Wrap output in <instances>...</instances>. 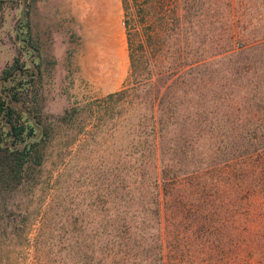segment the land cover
Returning <instances> with one entry per match:
<instances>
[{
	"label": "rangeland",
	"instance_id": "obj_1",
	"mask_svg": "<svg viewBox=\"0 0 264 264\" xmlns=\"http://www.w3.org/2000/svg\"><path fill=\"white\" fill-rule=\"evenodd\" d=\"M44 5L0 0V89L53 124L37 183L0 198V264H264V0H151L152 81L110 120L92 109L130 86L120 0Z\"/></svg>",
	"mask_w": 264,
	"mask_h": 264
},
{
	"label": "trees",
	"instance_id": "obj_2",
	"mask_svg": "<svg viewBox=\"0 0 264 264\" xmlns=\"http://www.w3.org/2000/svg\"><path fill=\"white\" fill-rule=\"evenodd\" d=\"M150 2L151 0H144L143 5L139 6L138 0H120L126 33L130 86L108 93L101 99H96L92 109L96 120L100 119L98 117L100 113L108 120L121 117L120 111L114 112L113 110L130 96V91L138 82L137 75L140 69L145 71V82L150 84L152 81L148 59L144 60V64H140L136 55L137 47L135 43L137 22H141L144 17L146 19L149 18ZM197 64L199 63L193 62L190 65ZM4 72H7L9 77L13 74L12 70ZM170 72L165 70L163 73L162 87H167ZM9 79L16 80V84L18 82L15 78L10 77ZM4 88L0 89V198L6 194L21 190L24 186L37 183L35 181L38 179V172L40 171V168L37 167H40L44 161L45 146L50 141V131L53 125L50 123L44 125L36 120L30 121L26 116H23L16 108L22 107V88L18 86V88L13 89L12 87L9 91L5 88V92L3 91ZM150 107L151 111L149 110L147 122L143 123L140 121L136 123V126L142 129L140 135L145 140L143 145L145 144V147H147L150 156L153 153V159L155 160L156 139L159 138L157 129L159 121L156 122L154 120L152 116L153 106ZM23 111L26 110L24 109ZM67 112L64 111L63 120L67 116H71ZM130 123L132 122L127 120L124 125L127 126ZM155 168L158 170L157 167ZM159 178L164 182L165 178L161 171L159 172ZM154 180L151 186L155 189V194L158 196L160 181L156 174ZM70 223L72 225V221Z\"/></svg>",
	"mask_w": 264,
	"mask_h": 264
},
{
	"label": "crops",
	"instance_id": "obj_3",
	"mask_svg": "<svg viewBox=\"0 0 264 264\" xmlns=\"http://www.w3.org/2000/svg\"><path fill=\"white\" fill-rule=\"evenodd\" d=\"M57 0H44L45 5L43 6L44 9V13H49L52 9L53 4L56 2Z\"/></svg>",
	"mask_w": 264,
	"mask_h": 264
}]
</instances>
